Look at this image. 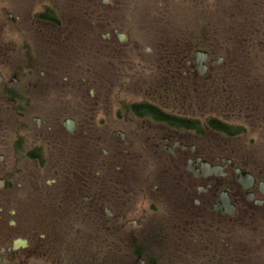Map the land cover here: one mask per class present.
Segmentation results:
<instances>
[{
    "label": "flooded vegetation",
    "instance_id": "flooded-vegetation-1",
    "mask_svg": "<svg viewBox=\"0 0 264 264\" xmlns=\"http://www.w3.org/2000/svg\"><path fill=\"white\" fill-rule=\"evenodd\" d=\"M54 8L27 19L25 56L0 48V264H264L263 172L199 142L245 135L254 117L264 125V106L242 99L252 64L225 60L252 52L259 29L223 24L218 49L210 25L181 32L158 52L168 82L130 99L141 90L124 53L103 80L82 67L80 47L33 52L67 29ZM2 14L21 21L2 9L0 40L12 30ZM215 81L216 110L198 112L191 94Z\"/></svg>",
    "mask_w": 264,
    "mask_h": 264
},
{
    "label": "rangeland",
    "instance_id": "rangeland-1",
    "mask_svg": "<svg viewBox=\"0 0 264 264\" xmlns=\"http://www.w3.org/2000/svg\"><path fill=\"white\" fill-rule=\"evenodd\" d=\"M20 3H24L25 7L21 8ZM43 5L55 7L60 18L65 21L63 25L67 27L66 34L64 33L60 38L51 35L48 44L36 37L37 49L34 47L33 52H37V55L43 54L45 52L42 48L47 47L46 52L50 49L49 52L53 57L56 55L52 53L61 54V50H64L66 45L69 47L71 44V48L80 47L82 52L77 54L82 55V67H85L88 74L90 68L97 65L103 80L111 79L108 75L111 64L114 62L112 57L124 53L126 68L130 66L127 75H134L129 78L131 84L138 86L135 90H141L139 94L131 91L130 99L135 98L134 96H144L151 87L154 89L156 84L160 83L159 81L162 84L168 82L165 74L172 69L171 62L164 60L165 56H161L158 52L164 47H174L178 40L177 36L181 32L190 29L188 34L191 37L201 35L202 27L210 25L213 32L211 43L218 49L222 42L219 34L222 32L223 24L230 23L237 26L248 24L250 29L253 27L259 29L261 34L259 33L256 47L251 49L252 52H247L242 57V53L239 52L234 53V56L227 54L225 60H235V64L241 65L252 64L250 70L257 75V79L253 80V89L248 86L241 97L244 101H258L261 106H264V42H262L264 39V0H0V11L7 9L13 17L20 16L21 18V21L14 25L9 22L6 14H2L3 21L7 22L6 25L12 30L6 32L4 38L0 40V48L16 49L14 53L18 52L25 56V47L31 37L27 34L29 33L26 29L27 19L32 13L38 12ZM237 6L242 9L241 23L234 17V13L237 14ZM245 28L249 29L248 26ZM114 30L125 35L123 42L117 40ZM70 33L72 36L67 42L66 36ZM108 33L110 39H103L102 35ZM213 36H215L214 39ZM31 38L33 41L34 37ZM180 42L185 47L188 40L180 39ZM147 48L151 50V55L146 53ZM69 52L70 50L64 51L65 57ZM220 54L224 56L225 52L222 50ZM93 57L97 58V62H93ZM72 58H74V52ZM72 58H65L62 63H73ZM56 63L55 60H51V64ZM58 63H61V59ZM215 79L219 80L220 77ZM217 86V81L213 85L204 83L196 88L197 93L191 94L193 98L199 99L196 102L201 107L198 112L216 110L215 104L220 100L218 99L220 85ZM178 111L182 112L183 109ZM193 111L196 109L193 108ZM262 117H264V110L259 113V118ZM249 121L253 126L249 125L250 128L246 126L245 135L228 139L209 134L202 137L203 139L199 142L217 150L221 147L224 149V154L232 155L235 160L243 159L249 169L262 171L264 174V125H260L256 117Z\"/></svg>",
    "mask_w": 264,
    "mask_h": 264
}]
</instances>
